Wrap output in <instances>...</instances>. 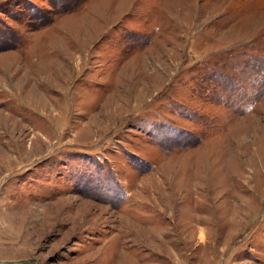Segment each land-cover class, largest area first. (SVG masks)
<instances>
[{
	"label": "rangeland",
	"instance_id": "rangeland-1",
	"mask_svg": "<svg viewBox=\"0 0 264 264\" xmlns=\"http://www.w3.org/2000/svg\"><path fill=\"white\" fill-rule=\"evenodd\" d=\"M31 257L264 264V0H0V264Z\"/></svg>",
	"mask_w": 264,
	"mask_h": 264
},
{
	"label": "water",
	"instance_id": "water-1",
	"mask_svg": "<svg viewBox=\"0 0 264 264\" xmlns=\"http://www.w3.org/2000/svg\"><path fill=\"white\" fill-rule=\"evenodd\" d=\"M25 260H30V261L35 262V264H39L38 261H37L35 258H33V257H31V258H26V259H20L19 261H25ZM14 261H15V260H9V261H6V263H10V262H14Z\"/></svg>",
	"mask_w": 264,
	"mask_h": 264
}]
</instances>
